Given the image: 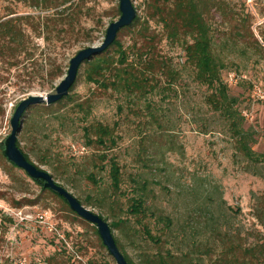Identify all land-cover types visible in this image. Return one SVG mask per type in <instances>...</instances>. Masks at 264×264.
I'll return each mask as SVG.
<instances>
[{
    "label": "rangeland",
    "instance_id": "1",
    "mask_svg": "<svg viewBox=\"0 0 264 264\" xmlns=\"http://www.w3.org/2000/svg\"><path fill=\"white\" fill-rule=\"evenodd\" d=\"M55 1L60 0H52V5L44 8L33 5L32 0H0V19L31 13L37 22L38 17L42 19L64 5L70 6L69 11H77L72 28L68 27L61 39L53 29L46 40L42 28L37 32L27 20L20 19L31 37L27 51L18 53L16 65H9V53L5 57L8 61L0 56V264H117L95 224L72 212L60 196L36 182L2 152V140L10 132V117L19 100L54 87L64 76L69 58L81 47L99 44L109 22L120 14L118 0H65L54 5ZM171 1L132 0L138 19L133 26L122 27L116 38L123 45L131 44L134 38L141 44L144 34L140 31H144L152 37L156 56L165 58L177 70V77L159 74L157 87L148 94L150 102L140 99L130 103L119 93L100 90L80 73L68 93L73 99L91 97L87 118L80 117L82 111L71 110L72 100L68 98L58 107L65 116H57L54 109H27L22 120L28 116V123L17 133L19 147L75 196L98 195L108 179L107 169L98 173L103 185L95 186L85 177V171L91 169L87 158L92 149L83 144L81 126L95 119L117 120L120 137L112 152L118 156L124 171L123 186L129 193L134 190L128 173L140 172L149 180V200L172 216L178 231L184 224L188 233L194 231V238L206 242L213 226H219L235 233L233 237L242 245L264 242V160L253 163L238 152L222 119L205 102L207 87L194 77L193 67L185 61L182 40L167 36L155 11L156 3L164 6ZM194 1L210 23L214 47L225 55L221 77L229 93L237 97L244 126L253 134L251 146L264 152V51H256L250 39L235 41L228 33L234 12H245L247 5L244 0ZM254 5L264 16V0H256ZM257 29L264 44V22ZM52 62L61 63L64 72L50 87L46 70ZM256 85L263 96L254 91ZM141 143L152 152L150 168L137 158ZM82 203L108 216L99 207ZM112 231L135 261L138 254L154 248L131 227L124 234L117 228ZM180 241L177 234L167 245L177 250ZM181 245L186 249L190 244ZM191 256L187 264H194L198 253ZM202 256L206 261L207 255Z\"/></svg>",
    "mask_w": 264,
    "mask_h": 264
},
{
    "label": "trees",
    "instance_id": "2",
    "mask_svg": "<svg viewBox=\"0 0 264 264\" xmlns=\"http://www.w3.org/2000/svg\"><path fill=\"white\" fill-rule=\"evenodd\" d=\"M32 1L33 5L44 8L52 5L50 4L52 0ZM60 1H55L53 4L59 5L65 0ZM171 2L164 6L156 3L155 11L162 26L167 30V36L173 40H182L185 61L193 67L194 77L207 87V92L204 94L205 102L222 119L229 131L233 146L238 152L253 163L264 160V152L252 148L253 134L249 128L244 126V115L237 106V97L229 93L228 86L221 77V70L226 66V58L222 51L217 50L213 45L210 23L197 9L194 0H172ZM69 9L70 6L64 5L52 13L45 14L42 19L38 17L37 22H33L35 16L31 13L11 15L0 19V56L3 57L2 60L8 61L5 57H8L9 53L12 57L9 65H16L19 62L16 58L18 53L23 50L27 51L26 44L30 42L31 37L23 30L19 23L20 19L27 20L28 24L32 25L37 32L42 28L46 40L50 39L53 29L61 39L63 32L68 31V27L72 28L76 18L77 11H69ZM234 13V22L229 27L228 33L234 37L235 41L250 39L248 41L253 43L256 51H264V44L254 35L251 28L252 15L248 9L245 12L235 11ZM137 19L136 15L131 26ZM140 33L144 34V42L141 44H137L134 38L131 44L123 45L118 38H115L103 51L85 60L78 69L76 77L82 73L86 81L93 83L100 90L119 93L130 103H137L140 99L149 103L148 94L157 87L160 79L159 74L164 73L173 79L178 76V72L167 63L165 58L156 56L152 46V37L144 31H140ZM25 55L30 57V53ZM63 72L64 67L61 63L52 62L47 67L46 81L50 83V87H52L54 78ZM65 98L72 100L71 110L82 111L80 117L87 118L91 112V97L73 99V95L70 93L55 102L30 104L27 109L31 108L36 111L54 109L58 111L57 116H65V112H59L58 108ZM118 109H122L121 104H118ZM27 118L22 120V128L27 125ZM117 125V120L110 123L98 119L82 124L83 144L92 149L91 155L87 158L91 169H87L84 175L95 186L103 185L98 173L107 169L108 179L99 189L98 195L87 194L83 199L79 196L76 197L81 202L85 201L104 210L107 217H111L109 221L111 229L117 228L120 234H124L126 229L131 227L153 243V250L138 254V260L135 261L126 252L125 243L113 233L117 245L128 261L132 264H187L193 258L191 255L198 253L194 264H264V242L242 245L233 237L235 233L231 234L219 226H213L210 241L206 242L194 238V231L188 233L184 224L181 225L179 231L175 229L172 216L161 208L153 206L149 200L147 192V190L151 191L148 186L149 180L142 177L140 172L137 174L128 173V177L132 181L131 188L134 190L133 193H129L123 186L124 171L118 156L112 152L120 137L116 131ZM17 144L19 146V140H17ZM23 152L31 160L27 153ZM149 153L144 143H141L137 158L142 161V165L150 168L149 161L153 162V159L152 152ZM44 163L51 165L49 160L47 162L45 160ZM34 180L42 185L41 179ZM51 191L60 196L68 205L62 195ZM70 210L72 209L70 208ZM72 212L75 213L73 210ZM107 217L104 218L107 219ZM175 234L180 235L181 243L190 245L185 249L180 243L177 250H173L171 246L167 245V242L170 241V238L175 237ZM215 237L218 238V242ZM203 254L207 255L206 261ZM101 264L110 263L104 261Z\"/></svg>",
    "mask_w": 264,
    "mask_h": 264
},
{
    "label": "water",
    "instance_id": "3",
    "mask_svg": "<svg viewBox=\"0 0 264 264\" xmlns=\"http://www.w3.org/2000/svg\"><path fill=\"white\" fill-rule=\"evenodd\" d=\"M120 14L117 19L109 22L104 37L99 44H90L79 48L70 58L64 76L48 91L30 93L19 100L10 117V132L2 140V152L6 158L22 168L33 179H41L42 186L62 195L69 207L80 217L96 225L99 236L108 252L117 264H132L125 257L116 243L114 234L107 219L98 212L90 209L82 203L68 188L58 183L47 169L41 168L32 160H29L23 150L17 144V133L22 125V117L30 104L45 102L51 103L66 95L74 83L81 64L100 51H103L116 38L118 31L132 23L136 16V8L132 0H118Z\"/></svg>",
    "mask_w": 264,
    "mask_h": 264
},
{
    "label": "built area",
    "instance_id": "4",
    "mask_svg": "<svg viewBox=\"0 0 264 264\" xmlns=\"http://www.w3.org/2000/svg\"><path fill=\"white\" fill-rule=\"evenodd\" d=\"M244 1H245L246 5H247L248 11L253 16V20H252V23H251V28H252L253 32L255 33V35L258 37V39L262 41V38H261V36L259 34V31H258L257 27L259 26V24L264 22V16L259 14L256 6L254 5L256 0H244ZM254 91L258 95L263 96V93H262V91H261L259 86L256 85L255 88H254ZM39 217H42V215L39 214Z\"/></svg>",
    "mask_w": 264,
    "mask_h": 264
}]
</instances>
